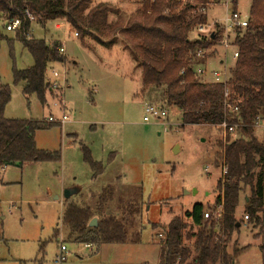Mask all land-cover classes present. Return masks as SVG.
Instances as JSON below:
<instances>
[{"label": "rangeland", "instance_id": "rangeland-1", "mask_svg": "<svg viewBox=\"0 0 264 264\" xmlns=\"http://www.w3.org/2000/svg\"><path fill=\"white\" fill-rule=\"evenodd\" d=\"M252 2L238 0L237 11L249 17ZM102 3L119 9L110 21L121 27L139 18L142 7V0H94ZM231 8L230 0L212 3L206 31L195 27L191 38L214 31L216 23L223 27ZM0 28L6 37L0 47V80L11 90L5 116L40 122L36 146L60 155L51 161L0 166V264H59L63 245L67 259L61 264H162L166 229L175 217L185 221L184 244L193 247L192 235L199 228L186 212L196 203L204 204L206 212L218 211L223 173L222 161L218 165L215 159L222 128L185 123L181 110L167 104L162 87H144L142 68L124 34H106L104 40L111 44H101L92 35L75 36L64 20L49 22L46 28L33 22L30 37L63 41L66 51L63 62L48 65L45 100L27 95L25 83L15 82L14 70L33 66L34 58L16 31L5 28V21ZM226 48L218 45L215 55L208 56L210 78L212 70L233 65L236 47ZM148 105L165 109L167 116L145 121ZM63 114L68 116L63 124L49 121ZM259 122L254 135L264 144V117ZM262 172L264 187V162ZM77 188L80 192L66 197L68 189ZM250 196L247 188L246 198ZM68 199L93 209L105 204L106 215L124 223L127 240L106 243L98 234L73 232L63 222ZM245 205L243 196L236 212L242 223L229 248L235 243L243 248L238 264H262L264 212L257 225L244 218Z\"/></svg>", "mask_w": 264, "mask_h": 264}, {"label": "trees", "instance_id": "trees-1", "mask_svg": "<svg viewBox=\"0 0 264 264\" xmlns=\"http://www.w3.org/2000/svg\"><path fill=\"white\" fill-rule=\"evenodd\" d=\"M219 1L142 0L139 18L121 27L119 22L110 21L112 15L120 14L119 9L104 3L94 4V0H0V25L9 19H21L16 37L34 58L33 66L14 70L15 82L25 83V94H36L45 100L50 89L46 81L48 65L64 61L57 43L50 45L43 39L30 37L33 22L36 20L46 28L49 22L64 20L79 35H92L101 44L107 43L106 34H124L127 47L142 68L144 87H162L167 104L181 110L185 123L217 128L227 123L236 127V136L229 133L226 140H217L216 164L222 161L221 166L228 167L218 183L220 194L215 204V207L223 206L222 217L206 219L202 203H196L192 211L186 212L185 216L199 228L192 235L193 247L184 244L185 221L175 217L166 229L162 264H238L237 257L243 248L235 243L230 251L229 245L240 227L236 212L241 198L245 196L247 215L257 225L261 221L260 213L264 212V144L254 135L258 118L264 116V0H253L248 25L235 28L233 46L238 56L229 68L226 85L205 83L195 75L196 68L207 65L208 56L215 55L216 47L221 45L223 27L216 23L211 34L190 36L195 27L206 25L208 7ZM230 2L231 9L237 10L238 0ZM5 38L0 28V47ZM10 99V87L0 80V166L59 159V154L36 146L35 132L43 126L40 122L5 116ZM231 106L238 107V111H233ZM247 188L251 191L249 198H246ZM104 209L103 203L93 209L68 199L63 222L73 232L86 237L92 233L106 243L125 242L124 223L108 217ZM95 217L99 225L91 227L90 221ZM260 249L264 264V241Z\"/></svg>", "mask_w": 264, "mask_h": 264}, {"label": "built area", "instance_id": "built-area-1", "mask_svg": "<svg viewBox=\"0 0 264 264\" xmlns=\"http://www.w3.org/2000/svg\"><path fill=\"white\" fill-rule=\"evenodd\" d=\"M248 23H249V17H243L240 12H238L237 10H233L232 14L227 17L225 23H222L223 24V38L221 41V45L227 48L230 46H233L235 28L236 27L245 28L248 25ZM21 25H22V21L19 18H13V19H9L5 21V28L8 31H12V30L16 31L17 29L21 27ZM205 26L206 25L198 26L199 31L200 32L206 31ZM211 33L212 31H208V33H206L205 35H209ZM75 36L79 37V33L75 32ZM54 43L58 44V49L60 53L64 54L66 51L64 42L59 41V42H54ZM54 43H48V44L52 45ZM237 56H238V52L234 51V57L236 58ZM208 69L209 68L205 67V65L198 66L195 70L196 77L205 83L213 82V83H221V84L223 83L224 85L227 84L229 80V70L227 68L222 69V70H218V69L212 70L211 78H210V73ZM53 75L54 77H58L60 74L57 70H54ZM231 107L233 111L235 112L238 111V107L236 106L235 107L231 106ZM145 113H146V115L144 116L145 121H149L151 117L164 118L167 116V112L165 109L159 106H155V105L146 106ZM260 119L261 118L259 117L256 125L259 123ZM66 120H68V116L66 114H63L62 119L60 120H57L53 116L49 118L50 122H59L61 124H63ZM221 128H222L221 132H222L224 140L227 139V136L229 133L232 134L233 136L237 135L235 126H229L227 123H224L221 125ZM227 172H228V167L226 164H224L222 166L223 176H225ZM215 209L218 210L217 213L212 214L211 212H206L205 218L206 219H209V218L220 219L223 215V206L222 205L216 206ZM244 218L246 220H249V215L246 214ZM61 250H62V253L58 257V260H57L59 264L66 261L67 259L66 254H64V251H66V247L64 245L61 247Z\"/></svg>", "mask_w": 264, "mask_h": 264}, {"label": "water", "instance_id": "water-1", "mask_svg": "<svg viewBox=\"0 0 264 264\" xmlns=\"http://www.w3.org/2000/svg\"><path fill=\"white\" fill-rule=\"evenodd\" d=\"M78 189H68L66 192V197H71L73 195V193H77ZM241 223H238V226H240ZM98 225V219L95 217L91 220L90 222V226L91 227H95ZM232 264H235V262H233Z\"/></svg>", "mask_w": 264, "mask_h": 264}, {"label": "crops", "instance_id": "crops-1", "mask_svg": "<svg viewBox=\"0 0 264 264\" xmlns=\"http://www.w3.org/2000/svg\"><path fill=\"white\" fill-rule=\"evenodd\" d=\"M66 24H67V23H66ZM64 25H65V24H63V23H62V24H56V27H57V28H61V27H63ZM58 26H60V27H58ZM223 61H224L223 59H220V62H221V63H223ZM263 117H264V116H263ZM261 119H262V116H261ZM261 119H260V120H261ZM259 123H260V122H259ZM258 125H259V124H257L255 127L257 128ZM77 189H78V188H77ZM77 192H80V190L78 189ZM160 263H161V262H160Z\"/></svg>", "mask_w": 264, "mask_h": 264}]
</instances>
